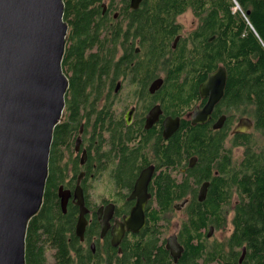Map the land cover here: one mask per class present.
<instances>
[{
	"label": "flooded vegetation",
	"instance_id": "af4514ba",
	"mask_svg": "<svg viewBox=\"0 0 264 264\" xmlns=\"http://www.w3.org/2000/svg\"><path fill=\"white\" fill-rule=\"evenodd\" d=\"M94 7L100 9L97 18L107 21L96 31L102 39L111 36V70L103 76L95 110L81 111L78 126L64 134L62 143L51 144L48 168L63 177L56 191L60 214L45 217L51 229L64 230L63 239L58 236L55 242L64 240L69 258L75 259L71 264H219L215 244L230 232L221 241L215 234L226 227L232 206L227 198L217 214L207 215L203 207L213 188H222L226 196L230 192V162L241 149L236 137L241 141L246 134L232 131L247 117L226 104L224 91L209 119L192 124L195 110L201 111L207 102L199 86L214 72L201 80L193 60L207 24L194 17L179 20L191 13L179 15L171 24L176 27L171 39L161 45L164 50L152 55L149 24L134 13L144 12L147 0L137 10L130 8V0H102L88 9ZM96 52L93 46L86 54ZM156 80L161 86L151 93ZM149 116L155 121L146 128ZM167 121L178 122V127L165 138ZM201 137L208 147L217 148L208 159L201 154L205 145L196 147ZM144 172L149 179L138 190ZM60 187L67 195L65 211ZM202 188L206 193L200 201ZM140 204L143 224L129 223ZM81 212L85 226L78 236ZM198 220L205 224L199 226ZM216 221L224 226L217 228ZM40 242L45 263L57 264L51 242L45 237ZM172 248L180 254L176 259Z\"/></svg>",
	"mask_w": 264,
	"mask_h": 264
},
{
	"label": "trees",
	"instance_id": "16d2710c",
	"mask_svg": "<svg viewBox=\"0 0 264 264\" xmlns=\"http://www.w3.org/2000/svg\"><path fill=\"white\" fill-rule=\"evenodd\" d=\"M101 1L64 0L63 19L68 24V36L62 70L68 78V91L65 95L66 116L54 129L53 145L62 143L64 134L78 126L83 119L81 111L95 110L101 81L111 70V36L102 39L96 31L107 21L97 18L100 9H88ZM147 5L144 12L134 13L140 16L137 20L149 24L152 55L164 50L161 45L171 39L170 34L176 28L171 24L179 15L191 13L196 20L207 24L202 31L204 37L198 41L197 51L193 54L200 79L218 67H224L227 73L226 104L253 124L243 140L236 137L241 154L235 161L231 157L229 196L222 188H213L203 211L207 215L217 214L220 203L227 202V198L232 206L231 232L224 242L215 244L214 260L217 263L264 264V0H147ZM93 46L97 47V52L86 54ZM151 62L153 64L152 59ZM203 145L205 151L201 154L207 159L217 153V148L214 145L208 147L201 137L196 147L201 149ZM62 178L48 168L42 206L30 220L26 232L25 264H46L40 237H45L54 246L57 264L75 262L74 258H69L64 240L62 244L55 242L58 236L63 239L64 230L51 229L45 218L49 214H60L56 191ZM164 192L166 197L169 191L165 189ZM197 224L202 226L205 221L198 220ZM215 226L222 228L224 223L216 221ZM42 228L43 233H38ZM243 248L245 256L239 263Z\"/></svg>",
	"mask_w": 264,
	"mask_h": 264
},
{
	"label": "water",
	"instance_id": "95a60500",
	"mask_svg": "<svg viewBox=\"0 0 264 264\" xmlns=\"http://www.w3.org/2000/svg\"><path fill=\"white\" fill-rule=\"evenodd\" d=\"M142 1L130 0V8L137 10ZM63 14L64 0H0V264H25L28 224L42 206L53 132L64 117L68 91L62 70L68 36ZM226 81L225 68L218 67L201 83L198 91L207 102L201 111L195 110L192 124L209 119L224 95ZM160 86L161 80H156L149 90L153 93ZM154 121L149 116L146 128ZM177 127L178 122L167 121L164 137H170ZM219 127L220 123L214 126ZM252 128L251 120L243 118L232 134L248 133ZM148 179L142 173L136 188L140 190ZM64 193L60 187L63 211ZM205 193L202 188L200 201ZM142 211L140 204L129 223L143 224ZM84 226L81 212L78 236ZM172 255L176 259L180 254L172 248ZM244 256L243 248L239 263Z\"/></svg>",
	"mask_w": 264,
	"mask_h": 264
},
{
	"label": "rangeland",
	"instance_id": "374dc122",
	"mask_svg": "<svg viewBox=\"0 0 264 264\" xmlns=\"http://www.w3.org/2000/svg\"><path fill=\"white\" fill-rule=\"evenodd\" d=\"M194 18H193V16H192V14H187L186 16H183L182 18H180L179 20L180 21H191V20H193ZM65 109V108H64ZM240 153H241V149H239V150H235V153H233V158H237V157H239L240 156ZM233 202V201H232ZM232 208V207H231ZM230 217H229V220H228V223H227V225H226V227L224 228V230H222L221 232H217L216 234H215V237L216 238H218V239H220V241L224 238H226L227 237V235L229 234V232H231V224H230V222H231V218H232V214H230L229 215Z\"/></svg>",
	"mask_w": 264,
	"mask_h": 264
}]
</instances>
